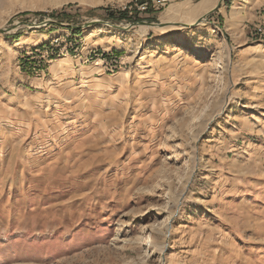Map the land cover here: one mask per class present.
<instances>
[{"label": "rangeland", "instance_id": "374dc122", "mask_svg": "<svg viewBox=\"0 0 264 264\" xmlns=\"http://www.w3.org/2000/svg\"><path fill=\"white\" fill-rule=\"evenodd\" d=\"M205 1L0 0V264H264V0Z\"/></svg>", "mask_w": 264, "mask_h": 264}, {"label": "built area", "instance_id": "2783aa9c", "mask_svg": "<svg viewBox=\"0 0 264 264\" xmlns=\"http://www.w3.org/2000/svg\"><path fill=\"white\" fill-rule=\"evenodd\" d=\"M179 1L184 0H129L126 5H124L123 10L128 13H136L143 16L150 13L151 9H154L155 11H163ZM258 32L262 35L264 30L258 28Z\"/></svg>", "mask_w": 264, "mask_h": 264}, {"label": "water", "instance_id": "95a60500", "mask_svg": "<svg viewBox=\"0 0 264 264\" xmlns=\"http://www.w3.org/2000/svg\"><path fill=\"white\" fill-rule=\"evenodd\" d=\"M217 7H219V5ZM212 11H215V9H213ZM206 19H207V15L198 18L196 20V22L192 23V24H190V23H180V22H174V23H171V24L176 25V26H182V27H193V26H196V25L200 24L201 22H203ZM99 23L107 24L109 26L116 27V28H119L121 30H129L131 27H134L137 23H139V24L143 23V24H148V25L157 26V27H164V23H149L148 21L131 23L128 26H122V25L114 24V23H111V22H108V21H105V20H100V19L93 20V21H90V22H86L85 24L80 25V26H75V25H70V26L73 27V28H76V29H80V28L90 27V26H92L94 24H99ZM6 30H8V29H2V30L0 29L1 32H4Z\"/></svg>", "mask_w": 264, "mask_h": 264}, {"label": "crops", "instance_id": "0c3cea01", "mask_svg": "<svg viewBox=\"0 0 264 264\" xmlns=\"http://www.w3.org/2000/svg\"><path fill=\"white\" fill-rule=\"evenodd\" d=\"M215 0H206L205 3H204V6H210L209 9H212L216 4H214ZM147 17H150V18H153V19H156V17L158 16L156 12H150L148 14H146ZM241 24H242V21H241ZM240 24V25H241ZM237 30V29H236ZM251 35L247 36L246 37V41H244L243 43L245 42H248V38H250Z\"/></svg>", "mask_w": 264, "mask_h": 264}, {"label": "bare ground", "instance_id": "6f19581e", "mask_svg": "<svg viewBox=\"0 0 264 264\" xmlns=\"http://www.w3.org/2000/svg\"><path fill=\"white\" fill-rule=\"evenodd\" d=\"M129 0H126V2L124 3V4H126L127 2H128ZM180 2V1H179ZM234 12V11H233ZM236 15L233 13V15H232V17H235ZM240 28V25H238V26H235V29H239ZM143 31H145L146 30V26H143ZM2 30V29H1ZM179 49V48H178ZM65 60H67V59H65ZM166 237H167V229H166ZM164 247H165V244H164V246H163V249H164ZM164 251V250H163Z\"/></svg>", "mask_w": 264, "mask_h": 264}, {"label": "trees", "instance_id": "16d2710c", "mask_svg": "<svg viewBox=\"0 0 264 264\" xmlns=\"http://www.w3.org/2000/svg\"><path fill=\"white\" fill-rule=\"evenodd\" d=\"M110 17H112V18L115 17L116 19H119V18H121V19L126 18V16H125L124 14L120 15L119 18H117V16H116L115 14H112ZM30 64L32 65V68H33V66H34V62H31Z\"/></svg>", "mask_w": 264, "mask_h": 264}]
</instances>
